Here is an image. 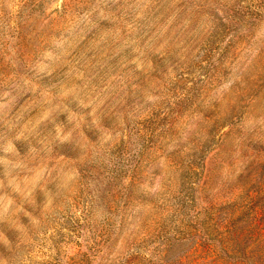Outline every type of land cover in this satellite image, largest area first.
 <instances>
[{"label": "rangeland", "instance_id": "rangeland-1", "mask_svg": "<svg viewBox=\"0 0 264 264\" xmlns=\"http://www.w3.org/2000/svg\"><path fill=\"white\" fill-rule=\"evenodd\" d=\"M0 264H264V0H0Z\"/></svg>", "mask_w": 264, "mask_h": 264}]
</instances>
